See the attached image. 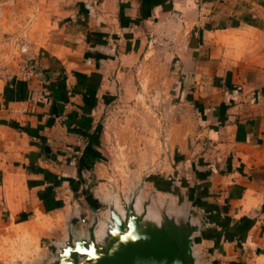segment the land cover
<instances>
[{
  "label": "crops",
  "instance_id": "crops-1",
  "mask_svg": "<svg viewBox=\"0 0 264 264\" xmlns=\"http://www.w3.org/2000/svg\"><path fill=\"white\" fill-rule=\"evenodd\" d=\"M11 14L27 56L0 70V264L44 263L78 173L104 166L107 102L156 63L195 117L176 157L198 264H264V0H0Z\"/></svg>",
  "mask_w": 264,
  "mask_h": 264
},
{
  "label": "rangeland",
  "instance_id": "rangeland-1",
  "mask_svg": "<svg viewBox=\"0 0 264 264\" xmlns=\"http://www.w3.org/2000/svg\"><path fill=\"white\" fill-rule=\"evenodd\" d=\"M18 27V16L11 14L5 18L0 15V70L16 66V61L22 63L25 59L23 54L26 53L21 54L18 46L22 38ZM144 70L140 80L145 94L118 95L107 102L103 110V122L107 127L104 166L98 174L78 173V184L72 187L75 208L67 221L62 222L57 217L60 230L56 240H42L47 252L44 262L55 255L57 245L67 238L75 216L81 220H91L95 215L107 216L106 197L99 199L103 193L114 194L119 201L121 197L132 199L138 195L142 204L151 198V206L161 214L168 205L179 212L182 197H195L182 185L183 179L190 185V178L180 173L182 169L176 157L181 133L190 136L195 131V117L170 93L177 81L168 76L163 64L145 66Z\"/></svg>",
  "mask_w": 264,
  "mask_h": 264
},
{
  "label": "water",
  "instance_id": "water-1",
  "mask_svg": "<svg viewBox=\"0 0 264 264\" xmlns=\"http://www.w3.org/2000/svg\"><path fill=\"white\" fill-rule=\"evenodd\" d=\"M104 202L105 218L75 216L55 255L40 264H198L195 242L205 222L169 205L161 214L138 195L119 201L112 194Z\"/></svg>",
  "mask_w": 264,
  "mask_h": 264
}]
</instances>
